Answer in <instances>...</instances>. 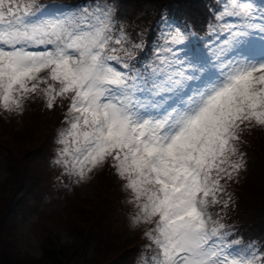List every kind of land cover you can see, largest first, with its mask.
Segmentation results:
<instances>
[{
    "label": "snow or ice",
    "instance_id": "snow-or-ice-1",
    "mask_svg": "<svg viewBox=\"0 0 264 264\" xmlns=\"http://www.w3.org/2000/svg\"><path fill=\"white\" fill-rule=\"evenodd\" d=\"M45 9L0 0V109L23 112L37 95L49 109L68 101L55 163L81 180L111 165L136 202L134 223L154 224L142 264H264L230 251L209 211L227 204L221 181L244 167L243 134L264 128V0H225L223 45L186 65L162 61L150 79L113 63L130 69L125 58L141 45L125 46L110 7ZM168 37L183 42L178 29Z\"/></svg>",
    "mask_w": 264,
    "mask_h": 264
},
{
    "label": "trees",
    "instance_id": "trees-1",
    "mask_svg": "<svg viewBox=\"0 0 264 264\" xmlns=\"http://www.w3.org/2000/svg\"><path fill=\"white\" fill-rule=\"evenodd\" d=\"M66 1L70 5H84L87 1L96 0ZM114 1L122 13L120 26L128 33L129 48L133 44L141 45L133 50L132 57L126 58L130 65L127 71H138L144 78L149 69L158 68L160 62L167 61L177 49L173 43L167 42L168 36L160 27L164 17L177 20L186 29H192L205 38L212 37L215 33L212 29L217 30L224 23L220 21L219 24L216 19L219 6L215 0ZM67 105L68 101H64L62 107ZM43 109L32 114L19 132L3 134L0 131V158L6 171L0 179V264L133 263L142 238L133 237L126 247L112 230L116 184L113 168L108 163L101 168L96 198L84 196L67 204L69 211L65 212L63 226L72 236L69 245H63L56 232L47 223H42L49 233L46 231L41 239V255L27 256L17 251L10 220L12 205L19 192L33 194L40 189L45 173L36 171L34 165L47 156L53 144L54 130L65 115L63 110L57 111V107L53 111ZM240 151L244 154L245 164L235 173V178L230 179L224 197L227 204H218L220 222L225 225L229 237L254 242L264 251V128L246 131ZM231 186L235 188L232 190ZM214 217L217 218L216 215Z\"/></svg>",
    "mask_w": 264,
    "mask_h": 264
},
{
    "label": "rangeland",
    "instance_id": "rangeland-1",
    "mask_svg": "<svg viewBox=\"0 0 264 264\" xmlns=\"http://www.w3.org/2000/svg\"><path fill=\"white\" fill-rule=\"evenodd\" d=\"M215 2L217 6H220L221 4L222 10V5L225 1L215 0ZM255 2L259 5L260 0H255ZM98 5H106L111 8L112 20L116 31L120 20L114 17L116 8L114 1L97 0L89 3L85 6V8L91 10ZM45 10L48 12L62 11L65 13L81 12L80 9L62 8L61 4L58 2L50 3L46 6ZM227 19L231 20L232 18ZM175 23L176 21L174 19L165 17L162 20L160 27L164 30V33L167 34V36L169 33H174L177 29L181 32L180 28L174 25ZM214 32L215 33L212 37L202 39L192 30H188L183 34V42L174 44L177 46V49L165 62L184 61L186 65L189 61H194L195 56L201 54L211 56L210 50H218L219 47L223 45V41L227 36L226 33H221L219 29ZM201 40L204 42L200 43ZM185 42H187L186 45L184 44ZM40 50L43 49L41 48ZM124 62L127 63V61ZM113 63L119 67L120 70L124 71L121 64L117 62ZM165 66V64L160 63V66L158 68L155 67L154 69L159 70V68ZM174 66L178 68L180 65L176 64ZM154 69H149L145 78L150 79L153 75ZM132 74L142 76L138 71ZM57 105H60V103L58 102ZM43 108H47L45 106V101L37 95L25 101L23 112H6L0 109V127H5L0 128V131H2L3 134H7L8 132H19L22 128H24L25 123H28L30 116L35 114L38 110H41L42 112L44 110ZM65 126V120L63 118L61 124H58V127L55 129L56 131L54 132L55 134L52 139L53 144L47 156L38 160L34 165L36 171H43L45 173V177L39 184L40 189L33 194L19 192L15 198L16 202L11 208L10 220L13 223V241L15 242L17 251L27 256L41 255V239L45 236L44 234H46V231L47 234L49 233V230L43 227L44 225H42V223H47L50 229L56 232L59 241L63 245H69L71 243L72 236L63 226V221H65L64 217L66 216L65 212L69 211L67 209V204L84 196L95 199L96 193L98 192L101 168L104 164L95 168L85 179L81 180L77 175L65 172L63 165L55 163L58 155V149L62 147V145L57 143L58 133L60 129ZM112 170V175L114 177L113 181L116 184V197L113 203L115 210L113 212V217H111L112 230L118 235L117 237L119 242L125 243L126 247H129L128 245L132 241L133 237H141L143 239V242L139 243L141 245H139L134 261L131 263L142 264V259L144 257L150 258L153 255V251L146 248V245L151 243V241H149V239L145 236V231L150 227H154V224L150 225L144 222L134 223L133 218L138 212L136 202L133 200L131 190L124 187L125 182L116 174L114 169ZM5 175L6 171L2 166V159L0 158V179H2ZM234 178L235 173L231 179ZM226 180L227 182L221 181V183L225 185L226 189L225 192L221 194L222 199L225 197L227 189H229L230 179ZM224 201L228 200L224 198ZM219 209L220 206L218 204L209 208V211L212 213L214 219L220 220ZM215 215L217 218L214 217ZM223 231L227 232L225 228ZM226 240L231 245L230 251L245 254L255 252L257 256L264 255V251L261 250L254 242L244 241L236 237L231 238L229 236L226 237Z\"/></svg>",
    "mask_w": 264,
    "mask_h": 264
},
{
    "label": "bare ground",
    "instance_id": "bare-ground-1",
    "mask_svg": "<svg viewBox=\"0 0 264 264\" xmlns=\"http://www.w3.org/2000/svg\"><path fill=\"white\" fill-rule=\"evenodd\" d=\"M56 131V130H55Z\"/></svg>",
    "mask_w": 264,
    "mask_h": 264
}]
</instances>
